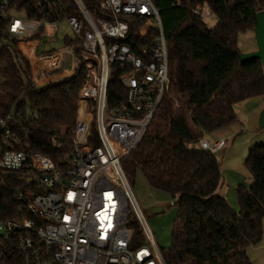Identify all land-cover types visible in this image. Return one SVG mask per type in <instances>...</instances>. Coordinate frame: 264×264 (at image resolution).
Listing matches in <instances>:
<instances>
[{
  "label": "trees",
  "instance_id": "16d2710c",
  "mask_svg": "<svg viewBox=\"0 0 264 264\" xmlns=\"http://www.w3.org/2000/svg\"><path fill=\"white\" fill-rule=\"evenodd\" d=\"M151 1L159 12L168 45L169 89L139 145L122 161L123 172L130 186L140 172L151 190L169 195L174 202L176 218L170 248L163 252L165 264H251L246 249L257 246L262 238L264 144L248 149L244 165L251 184L236 189L238 212L218 193L221 174L214 155L188 151L186 145L203 134L236 124V106L264 96L261 64L256 60L240 65L237 47L238 34L253 30L255 14L264 11V0ZM12 7L27 20L56 24L62 22L64 8H69L68 16L76 14L70 0H11ZM196 7L209 9L216 19L212 28L194 15ZM5 28L0 18V41H4L0 45V119L19 114L20 121L14 127L21 140L17 149L43 154L59 166L69 150L78 94L85 81L80 42L63 39L77 61L72 75L38 88L17 40ZM136 39L135 25L123 43L136 50L142 45ZM30 40L41 41L38 36ZM124 71L116 64L110 69L108 108L125 101L126 90L118 81ZM85 116L89 120L90 115ZM3 181L6 186L0 189V214L10 217L13 194L25 186L34 192L37 188L9 177ZM16 263L14 257L0 261Z\"/></svg>",
  "mask_w": 264,
  "mask_h": 264
},
{
  "label": "built area",
  "instance_id": "2783aa9c",
  "mask_svg": "<svg viewBox=\"0 0 264 264\" xmlns=\"http://www.w3.org/2000/svg\"><path fill=\"white\" fill-rule=\"evenodd\" d=\"M70 1L76 14L68 16L64 8L61 18L79 40V57L87 64L69 150L59 166L43 154L21 151L14 132L20 115L0 119V189L6 186L4 177L37 188L17 190L10 217L0 214V261L165 264L121 165L139 145L169 89V50L159 12L151 0ZM10 5L11 0H0V18L17 42L55 36L56 23L14 17ZM193 13L203 22L214 18L206 7ZM135 25L142 44L136 50L123 43ZM115 64L125 69L118 81L126 97L108 108ZM80 104L90 120L84 115L78 120ZM224 145L225 140L211 142L203 134L186 149L215 156Z\"/></svg>",
  "mask_w": 264,
  "mask_h": 264
},
{
  "label": "rangeland",
  "instance_id": "374dc122",
  "mask_svg": "<svg viewBox=\"0 0 264 264\" xmlns=\"http://www.w3.org/2000/svg\"><path fill=\"white\" fill-rule=\"evenodd\" d=\"M10 13L17 18L23 17L21 11L13 10ZM215 23V18L205 20L208 28H212ZM56 27L59 31L56 37L57 41L50 43L49 47L53 51H61L65 49L63 43L64 37L74 39V35L63 21L56 24ZM1 43H4V41H0V45ZM237 47L240 54H246L256 50L253 30H246L238 34ZM54 58L52 56L50 60L55 61ZM82 62L84 65L87 64L84 60ZM2 83L3 80L0 78V85ZM263 106L264 96L239 103L235 108V114L239 121L231 127L218 129L208 134L209 140H217L218 138L225 140L224 147L214 157L220 166L221 188L226 193L225 201L228 207L234 212L239 211L236 197L237 187L242 186L247 188L249 185V175L244 165L248 155V149L251 146L264 144V128H260L259 126V118ZM79 107H82V105L80 104ZM82 115L87 119V116H85L83 110L80 108L78 112L79 121L83 120ZM131 189L145 217L147 226L153 234L157 248L161 252L167 251L170 248L171 233L176 218L174 202L169 195L151 190L140 172H136L131 183ZM155 207L162 208L164 212L156 214L150 213L151 209ZM262 229L264 232V218L261 223ZM139 241L141 240L139 239Z\"/></svg>",
  "mask_w": 264,
  "mask_h": 264
},
{
  "label": "crops",
  "instance_id": "0c3cea01",
  "mask_svg": "<svg viewBox=\"0 0 264 264\" xmlns=\"http://www.w3.org/2000/svg\"><path fill=\"white\" fill-rule=\"evenodd\" d=\"M58 32L59 31L57 29V32L52 39H44L41 41L25 40L20 42L18 41L16 44L19 51L27 59L30 65L33 81L37 87L44 86L48 82H56L71 76L77 65L75 56L73 55V52L69 50V47H65V49L61 51L50 52L51 47H49V44L57 41L56 37ZM52 56L55 57V61L50 60ZM56 71H59V73ZM205 136L208 141H216L209 140L208 135ZM248 184H251L250 177ZM224 192L225 191L220 188L218 193L225 199L226 193ZM246 255L251 264H264L263 229L260 243L257 246L247 248Z\"/></svg>",
  "mask_w": 264,
  "mask_h": 264
},
{
  "label": "water",
  "instance_id": "95a60500",
  "mask_svg": "<svg viewBox=\"0 0 264 264\" xmlns=\"http://www.w3.org/2000/svg\"><path fill=\"white\" fill-rule=\"evenodd\" d=\"M256 50L254 52L240 54L239 63L240 65L248 64L253 61H258L264 70V11H259L255 14V26L253 28ZM260 128H264V107L261 111L259 118ZM164 210L159 207L152 208L150 213H163Z\"/></svg>",
  "mask_w": 264,
  "mask_h": 264
},
{
  "label": "bare ground",
  "instance_id": "6f19581e",
  "mask_svg": "<svg viewBox=\"0 0 264 264\" xmlns=\"http://www.w3.org/2000/svg\"><path fill=\"white\" fill-rule=\"evenodd\" d=\"M85 114H87V113H85ZM88 115H90V114H88ZM91 117V116H90ZM89 120H90V118H89Z\"/></svg>",
  "mask_w": 264,
  "mask_h": 264
}]
</instances>
